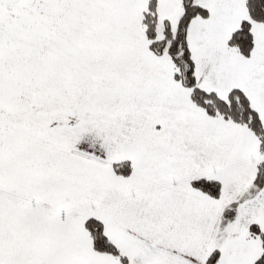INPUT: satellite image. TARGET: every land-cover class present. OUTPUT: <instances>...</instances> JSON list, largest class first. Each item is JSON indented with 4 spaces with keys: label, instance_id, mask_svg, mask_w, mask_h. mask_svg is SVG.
<instances>
[{
    "label": "snow or ice",
    "instance_id": "snow-or-ice-1",
    "mask_svg": "<svg viewBox=\"0 0 264 264\" xmlns=\"http://www.w3.org/2000/svg\"><path fill=\"white\" fill-rule=\"evenodd\" d=\"M0 264H264V0H0Z\"/></svg>",
    "mask_w": 264,
    "mask_h": 264
}]
</instances>
